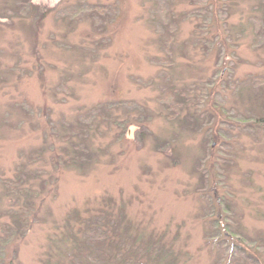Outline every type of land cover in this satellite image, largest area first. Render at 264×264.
<instances>
[{
  "label": "rangeland",
  "instance_id": "rangeland-1",
  "mask_svg": "<svg viewBox=\"0 0 264 264\" xmlns=\"http://www.w3.org/2000/svg\"><path fill=\"white\" fill-rule=\"evenodd\" d=\"M22 1L0 0V236L30 224L0 264H68L101 210L177 264H264V0Z\"/></svg>",
  "mask_w": 264,
  "mask_h": 264
},
{
  "label": "trees",
  "instance_id": "trees-1",
  "mask_svg": "<svg viewBox=\"0 0 264 264\" xmlns=\"http://www.w3.org/2000/svg\"><path fill=\"white\" fill-rule=\"evenodd\" d=\"M22 7L26 10L33 7L30 0H23ZM34 8V7H33ZM264 10V6H263ZM264 16V15H263ZM258 120L260 117H253L250 120ZM72 135L66 136L67 144L70 146L74 145ZM65 140V141H66ZM68 147L65 149L67 150ZM75 152L78 153V148H74ZM62 158L59 160H52V174L50 179L56 180L55 172L61 164ZM41 171L31 170V173L27 174L29 178V187L23 189L29 193L37 194V190L34 186H39V188H44L43 180H37L41 177ZM56 177V178H55ZM22 190L18 185H16L13 191ZM16 192V191H15ZM42 192V191H41ZM44 202V199H41ZM33 207V220L36 218V206L29 202L27 206ZM99 214L93 215L88 218L80 219L78 218V228L70 233V238L72 242V253H70V258L68 259V264H177L175 258V252L171 245L165 244L162 239L160 241H155L157 239H139L134 238V240L129 239L127 228H123V218L120 215H111L110 213L101 210ZM10 214V223L3 225V233L0 236L1 245L9 241L12 237L20 235L26 225L30 224L29 209L20 208L18 210L12 211ZM28 221V224L26 223ZM26 224V225H25ZM226 232L228 231V225H224ZM230 235V234H229ZM228 235V236H229ZM231 235H238L242 239L241 235L231 232ZM231 237V236H230ZM233 238V237H232ZM228 239V238H224ZM229 240V239H228ZM223 249L228 245L225 241L219 243ZM247 246H253L252 242H248ZM264 248V247H263ZM233 249V258L231 259L232 264H239L244 261L243 264H249L252 260L248 253L247 248L242 245H235ZM240 254L243 257L236 258ZM220 259L225 260V256H221Z\"/></svg>",
  "mask_w": 264,
  "mask_h": 264
}]
</instances>
